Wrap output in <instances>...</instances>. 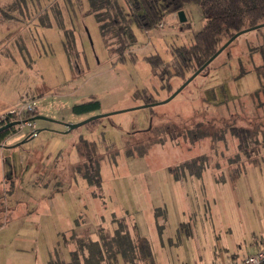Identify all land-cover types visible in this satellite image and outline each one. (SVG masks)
<instances>
[{
    "label": "rangeland",
    "instance_id": "374dc122",
    "mask_svg": "<svg viewBox=\"0 0 264 264\" xmlns=\"http://www.w3.org/2000/svg\"><path fill=\"white\" fill-rule=\"evenodd\" d=\"M119 4L128 13L125 1ZM90 10L91 0H0V124L34 102L41 117L24 114L32 127L10 128L0 147V264H15L14 254L23 264H49L55 253L70 262L81 237L97 242L100 228L113 233L114 215L149 240L155 264H186L191 245L180 229L196 227L203 239L219 223L208 217L221 211L264 216V135L257 151L244 155L229 130L264 126L255 71L261 56L252 55L264 45V27L241 35L169 101L184 80L163 88L165 76L144 58L159 54L169 62L175 47L192 43L206 21L201 8H185L188 29L178 13L162 27L135 29L138 43L124 62L107 33L111 12L99 22ZM92 97L100 110L72 113ZM149 97L158 103L147 104ZM104 114L110 116L69 131ZM91 142L102 157L97 195L74 176L83 162L78 149ZM2 245L9 246L3 256Z\"/></svg>",
    "mask_w": 264,
    "mask_h": 264
},
{
    "label": "trees",
    "instance_id": "16d2710c",
    "mask_svg": "<svg viewBox=\"0 0 264 264\" xmlns=\"http://www.w3.org/2000/svg\"><path fill=\"white\" fill-rule=\"evenodd\" d=\"M120 1L91 0L90 13H94L97 21L101 22L107 11L111 12L110 24L113 28L112 33H107L110 34L111 41L114 39V52L121 62L131 56L132 49L138 43L135 29L148 32L151 29L158 28L167 15L179 13L180 11L185 12V8L192 3L197 4L205 15L206 21L202 30L194 35L192 43L175 47L171 53L172 59L169 62H165L159 54L144 58V61L150 65L156 75L160 73L165 76L160 80L163 84L162 87L168 90L172 89L171 81L173 78L183 79L185 83L237 33L264 24V0H124L129 10L125 14L119 4ZM183 26L187 29L191 27L189 22H186ZM255 54L261 56L262 63L255 67L261 81V89L258 93H264V82L260 73V71L264 72V45L253 49L252 55ZM132 58L136 59V54L132 55ZM213 62L201 74L206 73ZM157 103L153 102L151 98L147 101V104L150 105ZM101 107V102L92 97L90 101L74 106L72 113L76 115L89 114L100 110ZM27 115L25 114L26 117H29V115L37 117L38 113L36 111L28 112ZM9 116L11 118L16 117V121H20V118L14 114ZM10 117L8 119H11ZM30 119L32 118H28V120ZM10 121L5 122L6 124H0V127L13 123ZM24 121L27 120L23 118L21 122ZM229 130L238 139V149L244 155L251 154V149L252 153L256 152L257 150L254 151V148L258 145L257 139L261 134L264 135V126L259 128L232 126ZM10 133V130L0 133V145L4 144ZM78 150L83 162L79 161L74 176H80L85 180L87 185L93 189V194L97 195L102 188L100 165L102 157H98L97 151H99V148L97 143L91 142ZM129 152L127 153L130 154ZM240 157L241 155L236 158L235 162L239 161ZM156 217L165 220L161 217V211H158V209ZM112 223L113 226H115L114 223L116 224L112 234L106 233L103 228L97 230L100 241L93 242L90 236L81 237L83 240L79 244L76 243L77 246L75 252L71 254L70 262L64 261L58 253H55L50 258L49 264H81L82 262L83 264H103L104 261L109 264H119L120 259L125 264H155L150 242L147 238L140 236L138 231L135 236L133 226H130L125 218L114 215ZM158 227L162 228L163 224ZM182 232L185 231L182 230ZM185 233L190 236L191 230Z\"/></svg>",
    "mask_w": 264,
    "mask_h": 264
},
{
    "label": "crops",
    "instance_id": "0c3cea01",
    "mask_svg": "<svg viewBox=\"0 0 264 264\" xmlns=\"http://www.w3.org/2000/svg\"><path fill=\"white\" fill-rule=\"evenodd\" d=\"M5 142L0 147L7 146ZM210 213L214 214L215 211ZM221 213L223 217H208L209 219L218 220L219 223L217 226L206 231V237L203 239L200 238L199 229L196 227L191 230V236L180 230L183 236L184 233L187 235L191 245L190 251H186V257H188L186 264H242V261L246 257L254 255L264 248V216L251 215L250 213L247 214L246 212L237 210L230 212L221 211ZM205 224L207 225V223ZM177 246L178 249H181L180 243ZM10 247L11 249L19 247L18 241L16 240ZM8 249L9 246H1L2 256L4 255V251H8ZM13 256L15 257H10V260L11 258H18L15 264H23L21 261L23 258L16 257L21 256V254H14ZM165 259L168 262L167 256ZM178 263L185 264V262ZM9 264L13 263L9 261ZM31 264L36 263L31 262Z\"/></svg>",
    "mask_w": 264,
    "mask_h": 264
},
{
    "label": "water",
    "instance_id": "95a60500",
    "mask_svg": "<svg viewBox=\"0 0 264 264\" xmlns=\"http://www.w3.org/2000/svg\"><path fill=\"white\" fill-rule=\"evenodd\" d=\"M179 15V19H180V22L181 23H186L187 21V18H186V15H185V12L184 11H180L178 13ZM264 27V24H261V25H258L254 28H250V29H246V30H243L239 33H237L234 37H232L214 56H212L210 58V60H208L206 62V64L201 68L199 69L197 72H195L191 78H189L182 86L181 88L169 99V101L173 100L182 90H184L197 76H199L201 74V72L206 68L208 67L217 57H219L222 52L230 45L232 44L237 38H239L241 35H244L246 33H249L251 31H254V30H257V29H260V28H263ZM156 105V104H154ZM143 107H148L147 105L143 106ZM110 114H104V115H98L90 120H87L85 122H82L80 124H77V125H70L68 128H69V131H73L83 125H86L92 121H95V120H98V119H102V118H106V117H109ZM38 119H41V117H35L34 119H32V121H35V120H38ZM43 120H45L44 118H42ZM21 121H16V122H13V123H9L3 127H0V133L3 132V131H6V130H9L10 128L14 127V126H18V125H21ZM25 143V142H24Z\"/></svg>",
    "mask_w": 264,
    "mask_h": 264
},
{
    "label": "built area",
    "instance_id": "2783aa9c",
    "mask_svg": "<svg viewBox=\"0 0 264 264\" xmlns=\"http://www.w3.org/2000/svg\"><path fill=\"white\" fill-rule=\"evenodd\" d=\"M163 25L161 24L160 27ZM36 103L34 102L33 104L23 106L18 111L12 112L10 114L16 115L18 118L20 117L21 120H23V115L27 114L28 112H35L36 111ZM26 124L28 127H32V124L29 120L22 122ZM242 264H264V248L257 252L254 255L246 257L243 261Z\"/></svg>",
    "mask_w": 264,
    "mask_h": 264
},
{
    "label": "flooded vegetation",
    "instance_id": "af4514ba",
    "mask_svg": "<svg viewBox=\"0 0 264 264\" xmlns=\"http://www.w3.org/2000/svg\"><path fill=\"white\" fill-rule=\"evenodd\" d=\"M10 122H16V120H11ZM6 123H8V122H6ZM6 123H5V124H6ZM5 124H3V125H5ZM3 125H1V126H3ZM3 132H4V131H3Z\"/></svg>",
    "mask_w": 264,
    "mask_h": 264
}]
</instances>
